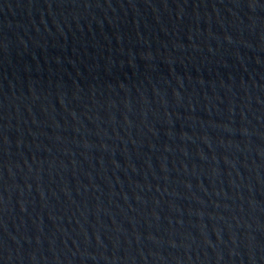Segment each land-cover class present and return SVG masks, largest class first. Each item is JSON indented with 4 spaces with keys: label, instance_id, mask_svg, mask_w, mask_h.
<instances>
[{
    "label": "water",
    "instance_id": "water-1",
    "mask_svg": "<svg viewBox=\"0 0 264 264\" xmlns=\"http://www.w3.org/2000/svg\"><path fill=\"white\" fill-rule=\"evenodd\" d=\"M0 264H264V0H0Z\"/></svg>",
    "mask_w": 264,
    "mask_h": 264
}]
</instances>
